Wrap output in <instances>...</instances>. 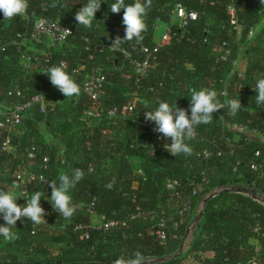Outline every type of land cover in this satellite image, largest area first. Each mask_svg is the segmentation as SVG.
<instances>
[{"label": "trees", "instance_id": "obj_1", "mask_svg": "<svg viewBox=\"0 0 264 264\" xmlns=\"http://www.w3.org/2000/svg\"><path fill=\"white\" fill-rule=\"evenodd\" d=\"M101 2L87 28L74 19L86 0H28L26 13L10 20L0 12V104L28 101L38 93H43L46 103L44 111L38 104L29 107L22 124L13 128L9 150L2 149L0 129V190L21 185L17 173L26 162L31 171L45 175L43 181L28 183L31 195L40 190L50 197L48 182L57 181L61 174L71 175L76 168L84 173L70 190L73 216L66 219L52 204L40 202L45 220L36 225L21 218L12 230L15 239L0 236V261L104 262L137 250L144 258H155L176 253L183 243L178 256L146 264H264V140L238 135L227 126L244 124L264 133V105L256 103L254 91L257 80L264 77V5L260 0H152L144 39L139 44L125 42L126 55L109 48L116 35H125L120 31L123 9L112 13L115 0ZM177 3L198 13L186 28L174 17ZM231 9L240 31L232 24ZM42 16L71 25L73 32L53 48L32 45L45 51H36L40 62L26 67L17 50L18 35L30 34ZM158 21L168 22L173 36L155 53L150 71L138 75L133 60L143 59L141 46L156 45ZM96 45H104V50L98 51ZM242 55L249 59L243 76L236 69ZM63 61L81 89L79 95L64 97L45 74ZM94 66H101L107 77L99 97L104 107L141 97L131 114L94 118L85 113L94 102L82 83ZM79 67L82 75L76 76L73 69ZM16 88L21 95H16ZM201 88L214 89L226 106L213 114L211 123L196 127L194 138L186 141L191 155L174 157L164 148L170 140L162 134L159 138L160 133L137 120H145V112L155 109L159 101L188 109L191 90ZM230 99L241 101L235 116L227 107ZM142 132L146 143L139 142ZM32 146L35 157L28 158ZM46 155L50 161L44 169ZM109 182L111 189L105 187ZM232 186L250 191L213 194ZM186 201L192 208L181 214ZM200 211L203 215L195 226ZM101 216L126 224L94 225Z\"/></svg>", "mask_w": 264, "mask_h": 264}, {"label": "clouds", "instance_id": "obj_2", "mask_svg": "<svg viewBox=\"0 0 264 264\" xmlns=\"http://www.w3.org/2000/svg\"><path fill=\"white\" fill-rule=\"evenodd\" d=\"M101 0H86V3L75 14V21L78 25L91 27L96 12L101 8ZM152 0H134L131 4H126L125 0H115L111 5L112 13H120L123 9L122 24L125 26V35L121 38L116 35L111 40L110 47L118 48L125 42L135 40L137 44L144 39L142 33L147 31L145 17L151 8ZM264 5V0H260ZM29 7L28 0H0V12L6 20H10L18 15L26 13ZM71 34L70 30L65 29ZM51 84L56 87L64 97H72L80 94L79 85L70 77L66 71L64 62L47 68L45 73ZM256 93V103L264 105V77L259 78L254 89ZM217 98V92L210 88L192 89L190 93L189 108L170 106L166 101H159L158 106L145 112V121L154 123V131L162 134L163 138L170 140L164 148L172 156L191 155L192 148L186 141H190L195 136L196 127L201 124L212 122L213 114L225 108ZM227 107L233 116L242 108L240 99H230ZM190 111V116H189ZM84 173L81 169L72 170V174H61L57 181L48 182L51 188V204L55 211H58L64 218H71L76 211L72 205L70 190L75 188L77 183L82 180ZM111 189L113 184L109 182L105 185ZM12 192L0 190V214L4 224L0 225V236L5 240L15 239L17 221L27 218L32 223L39 225L45 220V209L41 206V193L36 191L26 200V204L21 206L17 202ZM112 264H144V257L140 251H135L130 256H120Z\"/></svg>", "mask_w": 264, "mask_h": 264}, {"label": "built area", "instance_id": "obj_3", "mask_svg": "<svg viewBox=\"0 0 264 264\" xmlns=\"http://www.w3.org/2000/svg\"><path fill=\"white\" fill-rule=\"evenodd\" d=\"M174 17L178 21L180 27L186 28L191 20L198 19V13L194 10H188L185 5L182 3H177L174 9ZM232 12V24L235 28L241 29V26L238 25L237 19L235 18L234 11L231 9ZM65 29L70 30L71 34L73 32L72 26L68 25L60 20L52 19L50 17L42 16L39 17L33 26V30L30 34L22 33L19 34L18 37L20 40L17 42V50L20 52L21 60L30 65V63H39L41 57L39 53L33 50L32 45H44L49 48H53L57 45L62 44L68 38L69 34L65 31ZM250 36L253 35V30L249 33ZM172 27L168 24L167 28L161 34V37L156 41V45L151 48L149 46H141L140 50L143 53L144 57L141 60H133L135 73L138 75H146L150 68L153 66L154 62L156 61L155 53L158 51L160 47L164 44L168 43L172 38ZM111 43L109 44V48L111 50H118L126 55L128 52L125 48V44H121L118 48L113 49L110 47ZM98 51L104 50V45H96L95 47ZM32 51V52H31ZM66 65L67 63L63 61ZM73 73L76 76L82 75V68H74ZM130 76V74H127ZM107 77L103 71L101 66H94L90 71L84 74V80L82 83L83 90L90 96V98L94 102V106L86 110L85 113L88 116L94 118H100L103 115H107L108 117H117L119 115H129L135 109V100L132 99L128 101L122 106H111V107H104L99 102V97L103 91L104 84L106 83ZM22 92L20 89L16 88V95H21ZM38 104L40 109L44 111L46 109L45 97L43 93L35 94L29 99L28 101L24 102H17L14 104H0V129L4 133V138L2 141V149L9 150L12 143V132L13 128L22 124L24 118L28 114V109L31 105ZM139 123L143 124L144 126L148 127V129L155 132L153 129L155 127L154 123L151 121L145 120H137ZM159 138H161V134H159ZM35 150L36 147L32 146L31 150L28 152V158L35 157ZM204 154L207 156L209 155L208 151H204ZM50 158L46 155L43 158L42 167L44 169L48 168ZM253 168L256 169L257 165L253 164ZM237 169V166L234 168ZM17 179L21 182V193L19 196L20 200L17 202L19 205L23 206L26 204V200L30 199L31 194L28 189V183L33 182H40L45 179V175L43 173H37L31 171L29 169V163L26 162L23 164L21 170L17 173ZM173 184V183H172ZM169 187H172L171 183H168ZM41 204V203H40ZM43 207V205L41 204ZM192 208V204L190 201H186L181 210V214L187 213ZM99 222L95 223L94 225L102 226L104 225L105 228L114 226V225H125V222L115 221V220H105L104 216L101 218H97ZM0 220L3 221L2 214H0ZM1 225V223H0ZM163 225V222L160 224ZM76 228H83V226H77ZM157 233L160 235L161 238H165V233L163 231L158 230ZM85 236L88 237V233L86 232Z\"/></svg>", "mask_w": 264, "mask_h": 264}, {"label": "water", "instance_id": "obj_4", "mask_svg": "<svg viewBox=\"0 0 264 264\" xmlns=\"http://www.w3.org/2000/svg\"><path fill=\"white\" fill-rule=\"evenodd\" d=\"M120 31L121 32H125V26L124 25L121 26ZM138 139H139V142L146 143V141H147L146 133L145 132L140 133L138 135ZM233 189L243 190V191H250V189L242 187V186H232V187H227L225 189L217 190L213 194H216V193L224 191V190H233ZM208 199L209 198H206L204 200L202 208L205 207ZM202 215H203V211H200V213H198L197 216L195 217V219H194L195 226L198 225V222L200 221ZM183 247H184V244L182 243L181 246H180L179 251H177L176 253H174L172 255H167V256H163V257H155V258H144V264L153 263L155 261H165V260H169L171 258H174L175 256H178L179 254H181L183 252ZM112 262L113 261H104V262H94V261H87V262L86 261H83V262L0 261V264H112Z\"/></svg>", "mask_w": 264, "mask_h": 264}, {"label": "crops", "instance_id": "obj_5", "mask_svg": "<svg viewBox=\"0 0 264 264\" xmlns=\"http://www.w3.org/2000/svg\"><path fill=\"white\" fill-rule=\"evenodd\" d=\"M262 23H264V10H263V12H262ZM167 26H168V22H165V21H158L157 23H156V33H155V38H156V40H158L160 37H161V34L163 33V31H165V29L167 28ZM163 30V31H162ZM239 31H240V29H239ZM254 31V30H253ZM44 48L45 47H41V46H35L34 48H33V50L34 51H39V52H41V53H43L45 50H44ZM244 56H246V55H242L237 61H236V69L238 70V72H239V74L241 75V76H243L244 75V73L246 72V70H247V66H248V64H247V66L246 67H244L243 69H240L239 67V65L241 64L240 63V61H241V59L244 57ZM26 67H28V66H26ZM25 67V68H26ZM26 69H28V68H26ZM137 97L138 96H135V99H137ZM138 99H141V97H138ZM229 124L231 125V124H234L235 126H238V125H244V124H238V123H227V126H229ZM232 130V129H231ZM232 131H234V130H232ZM259 140H264V137L262 136V138L260 139L259 138ZM53 146H54V143H51ZM6 181H8V178L6 177ZM21 190H22V187L19 185V184H11V186L9 187V192H12L13 194H14V196L15 197H17V196H19L20 195V193H21ZM36 191H39L40 193H41V203L42 204H44V205H46V204H50L48 201L50 200V197H48L43 191H40V190H36ZM35 191V192H36ZM34 192V193H35ZM97 219V218H96ZM210 254V256H213V252H210L209 253Z\"/></svg>", "mask_w": 264, "mask_h": 264}, {"label": "rangeland", "instance_id": "obj_6", "mask_svg": "<svg viewBox=\"0 0 264 264\" xmlns=\"http://www.w3.org/2000/svg\"><path fill=\"white\" fill-rule=\"evenodd\" d=\"M248 60H249L248 59V56L247 55L244 56L241 59V61H240L241 64L239 65L240 66L239 68L240 69H243L244 67H246L247 64H248ZM28 67H29V65H28ZM134 100H136V99H134ZM228 128L234 130V132H236L238 135L243 134V135H246V136H248L250 138H254V139H259V138L261 139L262 136L264 137V133H262V132H260L258 130H255V129H251V128H249L246 125H238V126H235L234 124H231V125L229 124ZM171 185H172L171 188H174L175 184H172L171 183ZM48 202L51 204V199ZM94 222L97 223V222H99V220L98 219H95Z\"/></svg>", "mask_w": 264, "mask_h": 264}]
</instances>
